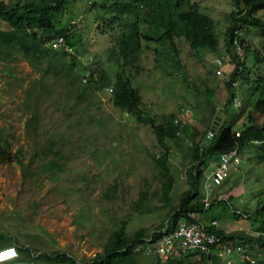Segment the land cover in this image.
Masks as SVG:
<instances>
[{"label": "rangeland", "instance_id": "374dc122", "mask_svg": "<svg viewBox=\"0 0 264 264\" xmlns=\"http://www.w3.org/2000/svg\"><path fill=\"white\" fill-rule=\"evenodd\" d=\"M92 2L94 8L90 7ZM113 2L76 0L67 8L72 11L70 18L73 15L75 19L78 34L75 44L81 53L77 54L76 60L80 65L84 60L91 61L90 56L94 53L106 51L114 37H121L119 28L124 19L130 23L131 3L124 1V13H121L118 5L110 9ZM104 3L106 8L102 7ZM201 3L211 8L221 37L226 32V13L232 10L233 2L202 0ZM1 28L8 29V25L0 21ZM259 38L260 33L251 28L243 36L245 42L258 46ZM157 45L152 43L143 53L141 65L144 70L133 82L142 94L141 107L156 123L179 114L182 107L190 108L193 116L186 112L188 116L184 115V120L195 131L197 139L204 143L207 125L212 120L213 125L222 122L230 115L220 113L211 119V109L205 107L206 95L201 89L200 77L211 78L209 69L213 70V76L220 71L221 75L228 74L234 63L227 56L220 58V52L208 49L196 58L190 47L179 42L184 68H174L169 44H161V54L155 53L153 47ZM224 45L222 35L219 46L224 49ZM102 57L103 61L107 58L106 55ZM220 59L224 60L222 66ZM47 60L48 57L37 63L20 53L13 60L0 57V135L12 142L6 151L0 147V231L18 239V244L28 249L26 256L29 258L39 253L52 256L68 253L77 264L88 263L103 252L111 234L122 227L129 237L141 229L152 234L159 225H166L171 209L179 205L181 195L191 189L189 170L199 160L196 161L191 153V138L186 137L178 143L167 140V164L174 179L168 203L163 196V169L155 161L162 149L151 123L138 121L130 112L116 107L109 91L100 93L98 90L97 96H89L85 102L77 101L80 82L77 80L74 88L60 77V72L58 77L52 72L45 73ZM183 69L188 73L187 78L182 75ZM252 72L254 79L264 75V64L256 65ZM225 80V76H221L216 82H210L217 90L219 101L230 97ZM194 84L200 86V91ZM44 85L47 91L43 90ZM238 85L239 81L235 87ZM198 94H201V109L194 112ZM84 108L88 109L87 114ZM249 108V100L244 98L242 107L235 109L232 123L237 125L234 128L245 121ZM67 109L72 117L66 114ZM35 114L42 119V128L50 131L48 136H65L63 152L69 158L60 160L59 170L42 168V163L47 164L53 155L36 156L49 139L41 136L37 146L32 138L27 123ZM104 118L105 125L95 122ZM75 121L77 128L66 127L68 123L73 126ZM262 145V142L244 145L239 153L240 166L233 169L229 180L222 185L206 188L214 169L210 162L203 168L200 179L194 180V187L198 190L197 199L203 201L208 197L212 202L218 196L228 203L216 205L200 217L208 221L222 212L223 216H217L220 225L229 234L244 237L264 258V245L257 239L262 235V223L247 216L255 214L259 200L264 199V162L258 157ZM142 192H148V196L138 208ZM138 259V264H155L152 257L141 255ZM37 264L75 263L38 259Z\"/></svg>", "mask_w": 264, "mask_h": 264}, {"label": "trees", "instance_id": "16d2710c", "mask_svg": "<svg viewBox=\"0 0 264 264\" xmlns=\"http://www.w3.org/2000/svg\"><path fill=\"white\" fill-rule=\"evenodd\" d=\"M75 1L18 0L17 2L8 3L5 0H0V21L8 25V29H0V57L13 60L17 53H20L28 58L30 57L31 60L37 63L48 57L45 73L52 72L57 77L61 73L60 77L65 78L68 85L74 88L77 86L76 81L80 82V91L77 95V101L79 102L87 101L89 96H97L98 90L100 93H104L111 88V98L116 107L130 112L131 116L138 121L151 123L153 127L158 144L162 149L160 157H155V161L158 167L163 169L165 177L163 196L167 202L170 201L169 194L174 180L167 164L169 156L167 140L171 139L178 143L183 142L186 137L191 138L192 143L189 146L193 150L191 153L196 161L199 160L189 170L190 181L192 182L191 189L185 191L181 195L179 205L171 209L166 225H159L155 229L156 232H152V234L145 229H141L129 237L125 235V229L122 227L111 234L110 240L104 245L102 253H98L88 263L79 264H138V258L141 255L154 258L155 264H208L209 259L216 260V256L212 253L203 254L200 258H197L196 253L192 257L190 255H183L181 258L170 257L168 260L161 262L156 251H154L156 248L154 242L161 238L165 231L174 229L180 219L196 221L197 219L190 216V214H201L203 217L208 211L216 208V205L220 207L219 205L228 204L222 200L217 204L213 203L211 208L207 210L202 198L198 197L197 199L198 190L194 187V180L200 179L201 174L204 172L203 168L210 162L215 167L216 164L212 161L217 162L221 154L235 149L241 151V148L244 145L247 146L248 143L262 142L263 145L260 147L258 157H260L262 163L264 162V75H260L257 79L251 78L254 66L264 64V17L262 16L264 13V0H231L233 9L226 13L227 29L222 34L225 37L224 49L219 46L222 35L220 37L219 31L217 32L215 18H212L210 11L202 12L198 2L193 0H128L131 3V18L130 23L128 19L122 21L119 28H122L121 37H115L110 48L106 51L94 53L93 56H90L92 57L91 61L85 62L84 60L83 63H86V65H83V63L80 65V61L76 60L77 54L81 55L75 44L78 34L75 32L76 25L73 15L70 18L72 11L67 9ZM124 1L126 0H114L110 5V9H114L118 5L120 6V12L124 13ZM90 7L94 8L95 3H90ZM102 7L106 8L107 5L102 4ZM69 20H73V22ZM245 25L254 31H258L260 38L259 46L243 41L245 52L243 58H241L233 50V42L237 37L236 32ZM142 27H144L143 31H141ZM102 31L104 32V29ZM59 37H64L68 49L71 47L70 51L68 49H56L50 45ZM178 38L183 40L180 43L188 45L193 50L196 58H198L200 52L208 49L220 52L219 57L221 58L231 56L233 63H235V67L228 74L213 76V70L209 69L208 73L211 78L200 77L199 83L202 86L201 89L205 91L203 94L206 95L205 107L208 106L207 108L211 109V119H214L217 114L215 107L218 93L215 88L211 87L210 82H216L217 77L225 76V86L230 90V97L224 101L222 110L223 114L230 116L219 123L211 139H207L206 134L212 128L213 120L210 125H207L204 143H201V139H197L195 131L188 124L182 126L179 123L177 125L172 118L171 120L167 119L165 123H156L153 117H147L141 107L143 103L142 94L133 84L134 80L144 70L141 65L142 55L151 48L154 42L158 44L153 47L156 54H161V44H169L173 53L171 66L184 68V61L181 58L182 49L178 45ZM82 53L85 55L87 51ZM101 54L107 56L104 61ZM182 71L184 78H187V71L185 69ZM237 81H239V87L236 88ZM246 86L247 88H245ZM194 87H197V90L200 91L199 85L194 84ZM43 90L47 91L45 85ZM238 95L242 98L241 101L248 98L250 108L245 121L239 124L238 128H234L237 125L234 126L232 123L236 116L234 100ZM201 101V94H198L196 101L198 106L193 109L194 112L201 109ZM84 109L87 114L88 109ZM66 114L69 117L73 116L68 109ZM41 121L40 116L35 114L27 123L28 129H30L29 132L33 135L32 138H34L37 146H39L40 138L45 136L49 139L45 146L36 153V156L53 155L47 164L42 163V168L59 170L61 169L60 160L62 158L68 160L69 158L63 152L65 136L62 134H59L58 138H53L52 135L48 136L50 131L42 128ZM104 121L105 118L103 121L95 120L97 124L102 122L101 125H105ZM77 123L76 121L73 122V126L68 123L66 127L77 128ZM68 128L65 131L66 134L69 133ZM11 145L12 142L0 135L2 150L6 151ZM20 163L22 164V161ZM147 196L148 192H142L141 201L137 205L138 208H141V203ZM250 214L247 216H250L253 221L262 223V235L257 239L264 245V199L259 200L256 213ZM217 216H223V213L214 215L212 220L220 219ZM204 222H207V220H204ZM209 230L214 232L215 228L212 227ZM218 234L222 238L238 240L241 243L246 242L243 239L244 237L234 234L226 235L224 229L218 231ZM151 236L152 241H149L148 238ZM148 245L154 246L152 250L148 249ZM7 246H16L22 259H33L36 262L38 259H46L57 263L68 261L78 263L68 253H59L55 256L48 253H39L29 258L26 256L28 249L19 245L18 239L0 231V248ZM247 247L252 254L257 255L258 260L256 263L264 264L262 255L256 252L255 248L249 245ZM214 248L215 246H213Z\"/></svg>", "mask_w": 264, "mask_h": 264}, {"label": "built area", "instance_id": "2783aa9c", "mask_svg": "<svg viewBox=\"0 0 264 264\" xmlns=\"http://www.w3.org/2000/svg\"><path fill=\"white\" fill-rule=\"evenodd\" d=\"M236 163H238L237 158L233 161L226 155L222 168L213 177V183L220 184L226 177L229 166ZM212 224L217 225L216 222ZM147 247L151 250L153 248L150 245ZM154 251L161 262L170 257L181 258L183 255L192 257L197 253V258H200L203 254L212 253L216 256V260L209 259L208 264H233L232 258L238 253L241 258L240 264H256V260L243 247H235L233 244L223 246L221 239L215 233H211L206 226L184 221L172 232L165 234L156 244ZM0 264H37V262L33 259H22L16 246H7L0 248Z\"/></svg>", "mask_w": 264, "mask_h": 264}, {"label": "clouds", "instance_id": "9594fccd", "mask_svg": "<svg viewBox=\"0 0 264 264\" xmlns=\"http://www.w3.org/2000/svg\"><path fill=\"white\" fill-rule=\"evenodd\" d=\"M193 1H195V2H198L199 3V5H200V7H201V10H202V12H208V11H211V8L210 7H207V6H205V5H203L202 3H201V1L202 0H193ZM209 1H212V0H209ZM105 4V3H104ZM233 9V8H232ZM210 15H211V13H210ZM212 16V15H211ZM212 18H213V16H212ZM248 28H250V27H247L246 25L245 26H243L241 29H239L237 32H236V34H237V37H235V39H234V42H233V50L235 51V53L236 54H238L239 55V57H241V58H243V56H244V44H243V41H244V39H243V36H244V34H245V31L246 30H248ZM121 31H122V28L120 29ZM247 33V32H246ZM115 38V37H114ZM113 38V39H114ZM178 40H180V41H183L182 39H177V42H180V41H178ZM112 44V43H111ZM111 44L108 46V48L107 49H109L110 48V46H111ZM145 44V43H144ZM50 45H52V47H54V48H56V49H61V47H63V50H67L68 49V45H67V43H66V41H65V39H64V37H59L57 40H55L54 41V43L53 44H50ZM184 45H186V44H184ZM187 47H188V45H186ZM179 47L182 49V47L179 45ZM69 51L71 50V47H69V49H68ZM173 54V53H172ZM105 55V54H104ZM226 57V56H225ZM227 57H229L230 58V60L232 61V59H231V56H227ZM181 58H182V50H181ZM221 58V57H220ZM220 62H221V66H222V63H223V61L224 60H219ZM233 62V61H232ZM256 65H258V64H256ZM255 65V66H256ZM254 66V67H255ZM234 67H235V63H234ZM218 75H221V71L218 73ZM251 78H252V75H251ZM107 91H109L110 93H111V88L110 89H108V90H106V92ZM242 99L239 97V96H237L236 98H235V109H240L241 107H242V105H243V101H241ZM216 103H217V105H216V107H215V110L217 111V114H220V113H222V110H223V104H224V101H219V100H216ZM221 111V112H220ZM186 112H191V114H192V111H191V109L190 108H186V107H182V109H181V111H180V113L178 114H174L173 116H170L169 118L170 119H168V120H171V118L174 120V123L175 124H179L180 123V125H182V126H184L185 124H188V123H186V121L184 120V115L185 116H188L187 115V113ZM192 116H193V114H192ZM165 122H167V119H165V121L163 122V123H165ZM219 121H218V123L217 124H212V128L211 129H209L208 131H207V134H206V137H207V139H211V138H213V136H214V131L216 130V127L219 125ZM189 125V124H188ZM239 135V134H238ZM240 151H239V149H235V150H233V151H230V152H228V153H223V154H221L220 155V157H219V159H217V162H216V165H215V167H214V169H213V172H212V174H211V176H209V178H208V182H207V184H206V188L208 189V188H216V187H218L219 185H222L223 183H224V181H226V180H229V176H231V174H232V172H233V169L235 168V167H237V166H240V164H241V162H240V164H239V157H240ZM226 155H228V156H230V160H231V158H232V160L234 161L235 160V158H237L238 159V163H236V164H234V165H231V166H229V169L227 170V175H226V177L224 178V180L220 183V184H215V183H213V177H214V175H215V173L220 169V168H222V165L224 164V157L226 156ZM230 162V161H229ZM236 170V169H235ZM208 194V193H207ZM207 196H209V195H207ZM215 198H217L216 200H212V202H210V200L208 199V197L207 198H204L203 199V202H204V204H205V209H210L211 208V205L213 204V203H219V202H221L222 201V199L220 198V199H218V196H216ZM224 200H226V199H224ZM208 203V204H207ZM200 215L201 214H196V213H192V214H190V216H192V217H194V218H196L197 220L196 221H194V220H189V219H180L179 221H178V223H177V225L179 224V223H181V222H190V223H198V224H202L203 226H206L207 227V229L209 230L210 228H212V227H214L215 228V231L214 232H212V231H210L211 233H215L220 239H221V243H222V245L223 246H227V245H230V244H233L235 247H243L244 249H245V251L246 252H248V254L252 257V258H254L255 260H256V262H257V255H254V254H252V252H250L249 251V248L247 247V245H249L247 242H244V243H241L240 241H238V240H231V239H228V238H222L219 234H218V231H220V230H225V233H226V235H230L227 231H226V229H225V227H223L222 225H220V223H219V221L218 220H208L207 222H204V220L200 217ZM213 222H216L217 223V225H214V224H212ZM176 225V226H177ZM168 226V225H167ZM221 226L223 227V228H221ZM175 228V227H174ZM165 231V230H164ZM173 231V229H170V230H168V231H165L164 232V234L162 235V237L165 235V234H167V233H170V232H172ZM161 237V238H162ZM161 238H159L158 240H156L155 242H154V245H155V247H156V244L158 243V241L161 239ZM225 240V241H224ZM149 241H152V238H151V240H149ZM149 246V245H148ZM150 246H152V245H150ZM152 247H154V246H152ZM191 257V256H190ZM233 259V264H240V262H241V258H240V256H239V254L238 253H236L235 255H234V257L232 258ZM257 264V263H256Z\"/></svg>", "mask_w": 264, "mask_h": 264}]
</instances>
